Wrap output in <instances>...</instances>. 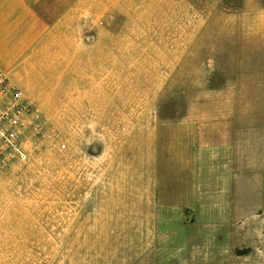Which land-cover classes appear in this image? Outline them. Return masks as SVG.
Here are the masks:
<instances>
[{
	"label": "rangeland",
	"instance_id": "374dc122",
	"mask_svg": "<svg viewBox=\"0 0 264 264\" xmlns=\"http://www.w3.org/2000/svg\"><path fill=\"white\" fill-rule=\"evenodd\" d=\"M75 31L29 95L46 137L0 159V264H264V0Z\"/></svg>",
	"mask_w": 264,
	"mask_h": 264
},
{
	"label": "crops",
	"instance_id": "0c3cea01",
	"mask_svg": "<svg viewBox=\"0 0 264 264\" xmlns=\"http://www.w3.org/2000/svg\"><path fill=\"white\" fill-rule=\"evenodd\" d=\"M106 9L107 0H0V71L29 98L56 42L80 39L76 26L100 24Z\"/></svg>",
	"mask_w": 264,
	"mask_h": 264
},
{
	"label": "built area",
	"instance_id": "2783aa9c",
	"mask_svg": "<svg viewBox=\"0 0 264 264\" xmlns=\"http://www.w3.org/2000/svg\"><path fill=\"white\" fill-rule=\"evenodd\" d=\"M46 135L35 104L0 71V159L25 160V140Z\"/></svg>",
	"mask_w": 264,
	"mask_h": 264
}]
</instances>
